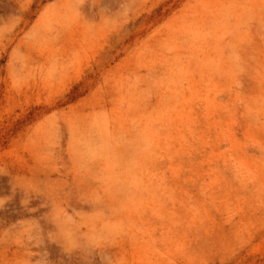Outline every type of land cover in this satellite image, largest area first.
I'll use <instances>...</instances> for the list:
<instances>
[{"label":"rangeland","instance_id":"rangeland-1","mask_svg":"<svg viewBox=\"0 0 264 264\" xmlns=\"http://www.w3.org/2000/svg\"><path fill=\"white\" fill-rule=\"evenodd\" d=\"M0 264H264V0H0Z\"/></svg>","mask_w":264,"mask_h":264}]
</instances>
